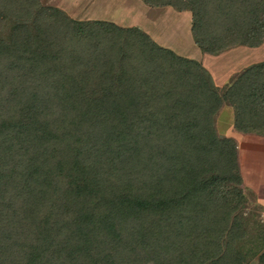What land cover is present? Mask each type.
Listing matches in <instances>:
<instances>
[{
  "label": "trees",
  "instance_id": "trees-1",
  "mask_svg": "<svg viewBox=\"0 0 264 264\" xmlns=\"http://www.w3.org/2000/svg\"><path fill=\"white\" fill-rule=\"evenodd\" d=\"M143 1L189 11L205 53L264 38V0ZM225 103L264 135V64L220 94L139 27L0 0V264H248L264 224Z\"/></svg>",
  "mask_w": 264,
  "mask_h": 264
},
{
  "label": "crops",
  "instance_id": "crops-1",
  "mask_svg": "<svg viewBox=\"0 0 264 264\" xmlns=\"http://www.w3.org/2000/svg\"><path fill=\"white\" fill-rule=\"evenodd\" d=\"M68 1L52 5L76 21H109L119 27H139L157 46L199 62L220 94L250 66L264 64V38L259 47L237 46L218 54L203 52L192 37L189 11H176L170 6L150 7L143 0H73L76 5H69V10ZM235 123V110L225 103L215 117L213 128L218 137L235 140L245 202L257 206L264 217V135L242 134L236 130Z\"/></svg>",
  "mask_w": 264,
  "mask_h": 264
},
{
  "label": "rangeland",
  "instance_id": "rangeland-1",
  "mask_svg": "<svg viewBox=\"0 0 264 264\" xmlns=\"http://www.w3.org/2000/svg\"><path fill=\"white\" fill-rule=\"evenodd\" d=\"M57 1L59 2V1H61V0H40V2H41V5L42 6H45L44 4H46V5H49V6H51L52 4H55L56 5V3H57ZM69 2V4H67V6L66 7H68L69 5H71V6H74V5H76V3L73 1V0H69L68 1ZM49 6H46V7H49ZM53 6V5H52ZM51 6V7H52ZM70 6V7H71ZM53 7H56V6H53ZM68 9H69V7H68ZM82 9V8H81ZM70 10V9H69ZM70 13V12H69ZM72 13V12H71ZM66 14V13H65ZM67 15V14H66ZM68 16V15H67ZM69 17V16H68ZM69 18H71V17H69ZM71 19H73L74 20V18H71ZM244 209V215H246V214H248V215H259L260 217H259V220H260V222L262 223L263 222V219H264V217H263V215H261V213L259 212V208L257 207V206H254V205H252L251 203H249L248 204V202H245V208H243ZM261 251L259 252V253H257L252 259H250L249 261H248V264H264V249L262 248V249H260Z\"/></svg>",
  "mask_w": 264,
  "mask_h": 264
}]
</instances>
